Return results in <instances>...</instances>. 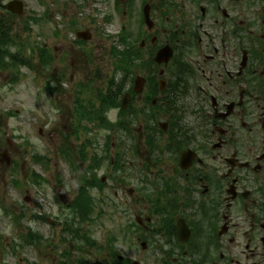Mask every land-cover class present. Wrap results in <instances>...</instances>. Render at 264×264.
<instances>
[{
    "label": "flooded vegetation",
    "instance_id": "obj_1",
    "mask_svg": "<svg viewBox=\"0 0 264 264\" xmlns=\"http://www.w3.org/2000/svg\"><path fill=\"white\" fill-rule=\"evenodd\" d=\"M150 1L186 115L127 166L120 248L75 264H264V0Z\"/></svg>",
    "mask_w": 264,
    "mask_h": 264
},
{
    "label": "rangeland",
    "instance_id": "obj_2",
    "mask_svg": "<svg viewBox=\"0 0 264 264\" xmlns=\"http://www.w3.org/2000/svg\"><path fill=\"white\" fill-rule=\"evenodd\" d=\"M8 1L0 0V19L5 15L3 5ZM22 1V20L34 16L38 21L29 22L31 31L26 33L22 32L20 20L14 18L10 36L15 39L14 35L21 33V38L9 48L10 53L20 51L26 59L32 54V47L45 45L53 59L49 66L42 67L35 49L33 68L13 65L18 74V80L13 83L9 74L0 70V264H57L59 252L75 242L69 236H62L61 229L64 220L70 219L63 209L74 196L81 172L79 166L87 168L89 161L95 162L98 177L104 179L101 192L91 190L95 199L93 217L98 220L92 225H81L82 232L100 243L107 234H118L122 220L119 208L122 182L114 180L112 174L118 169L109 165V160H115L117 154L122 157L123 152L117 153L115 147L120 142L124 150L138 147L151 151L149 146L144 147L146 143L138 129L142 122L139 116L124 118L115 110L109 111L108 120L117 121L116 125L111 130L94 125L90 133L80 132L73 119L74 100L78 95L85 103L98 105V90L114 76L123 77L115 68L112 48L125 30L132 36L128 44H139L144 37L140 35L145 30L140 23L143 4L142 0H133L128 7L122 5L125 0L118 3L115 0ZM87 29L91 39L77 44L76 33ZM144 40L149 43L148 32ZM19 41L24 50L19 49ZM118 45L121 50L120 42ZM149 50L140 51L143 59L148 58ZM137 76H143L139 66L126 80L127 88ZM78 84L83 85V93L79 92ZM52 88L60 92L50 91ZM134 102L138 103L133 105L136 109L155 114L154 122L163 121L165 113L160 112V107L150 110L140 95H136ZM121 119L124 126L135 124L130 125L134 136L131 134L127 141L121 134ZM105 137L110 142L105 147L108 153L99 161L94 155L102 154ZM89 141L93 145L95 141L96 146H88ZM84 143L87 160L81 164L79 153ZM134 154L125 151L124 158L133 159ZM36 175L43 180H38ZM29 229L34 234L31 239L36 242L34 245L27 238ZM117 239L119 249L120 235ZM87 250L82 243L73 256ZM88 258L91 263L95 260L93 254Z\"/></svg>",
    "mask_w": 264,
    "mask_h": 264
},
{
    "label": "trees",
    "instance_id": "obj_3",
    "mask_svg": "<svg viewBox=\"0 0 264 264\" xmlns=\"http://www.w3.org/2000/svg\"><path fill=\"white\" fill-rule=\"evenodd\" d=\"M0 62H1V65L2 63L4 62V58L5 56L7 55L10 60L12 58V60L14 59V61H22L18 58V55H15V54H11L10 51L8 50V48L5 49V47H7V44H12L14 41L12 38L9 39L8 37V29H3L1 26H0ZM2 54H4L2 56ZM124 59H125V62L127 64V67L131 66V64L133 62H135L138 57H137V52L136 50H130L129 52H125V55H124ZM43 60V58H42ZM9 64H5V66H7ZM102 100H106V98H102ZM115 102V97H111L110 98V101L109 99L106 100V103L107 104H113ZM86 194V193H84ZM90 201L87 199V197L85 196L83 198V201L82 202H78L77 204L74 203L73 205H71V209H72V212H73V215H78V216H84L89 210H90ZM76 235H78V233L76 232L75 233Z\"/></svg>",
    "mask_w": 264,
    "mask_h": 264
},
{
    "label": "water",
    "instance_id": "obj_4",
    "mask_svg": "<svg viewBox=\"0 0 264 264\" xmlns=\"http://www.w3.org/2000/svg\"><path fill=\"white\" fill-rule=\"evenodd\" d=\"M7 8L12 11V12H18L19 14L22 13V4L18 1H12L7 5ZM170 56V53L168 52L167 49L165 50H161L158 52L157 56H156V61L158 62H162V61H166ZM141 84V80H136V89H139V86ZM125 102V101H124Z\"/></svg>",
    "mask_w": 264,
    "mask_h": 264
}]
</instances>
